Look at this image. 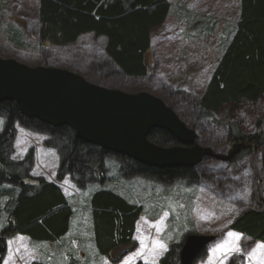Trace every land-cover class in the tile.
<instances>
[{
    "label": "rangeland",
    "instance_id": "374dc122",
    "mask_svg": "<svg viewBox=\"0 0 264 264\" xmlns=\"http://www.w3.org/2000/svg\"><path fill=\"white\" fill-rule=\"evenodd\" d=\"M166 1L170 4V13L161 25L151 30L152 45L145 56L148 75L143 78H129L119 73L113 75L101 68L110 63L104 37L86 34L66 46L40 43L42 24L38 18V0H0V56L30 66L45 64L66 68L108 88L129 93L146 91L165 99L179 117L190 122L191 118L198 119L196 99L205 91L236 30L240 0ZM111 71H115L113 66ZM238 117L247 134L256 133L257 126L264 130V101L244 107ZM222 121L223 118H219L216 124L200 120L196 130L197 143L211 148L215 154L226 156L238 142H228L229 131ZM4 122L0 114V133ZM14 128L16 134L11 158L23 160L31 154L30 176L58 184L73 209V215L69 232L56 243L36 241L27 235L15 234L5 238L0 235V241L4 240L7 245L4 264H33V261L52 264L51 260L58 264H125L128 260L130 264L140 261L158 264L170 244L184 242L187 235L193 233L216 236L203 257L194 264H221L222 255L219 252L214 254L212 249L229 240V232L240 235L241 250L228 253L224 264H256L248 253L264 243L235 232L229 226L258 202L264 205V147L258 150L250 145L244 146L248 147L247 151L242 147L228 160L207 156L194 166L196 181L179 179L171 183L144 175L126 178L119 172L118 161L110 157L106 164L105 183H90L82 190L69 176L61 181L57 179L59 155L54 148L46 146V136L19 123H15ZM24 182L36 184L34 179ZM104 186L115 189L142 207L133 236L134 246L117 258L113 253L103 257L94 247L90 249L95 240L87 199ZM0 190L17 193L19 188L0 184ZM6 201L7 197H3L0 205V234L8 220ZM258 255H264V248L259 249Z\"/></svg>",
    "mask_w": 264,
    "mask_h": 264
},
{
    "label": "trees",
    "instance_id": "16d2710c",
    "mask_svg": "<svg viewBox=\"0 0 264 264\" xmlns=\"http://www.w3.org/2000/svg\"><path fill=\"white\" fill-rule=\"evenodd\" d=\"M38 1V18L42 24L40 43L66 46L86 34L104 37L105 52L110 63L102 69L129 78L148 75L145 56L152 45L151 30L167 19L170 4L166 0ZM110 64L115 71H111ZM262 101L264 0H240L236 30L212 72L205 91L196 99L195 108L199 120L191 118V124L184 117L180 118L195 131L199 129L200 120L217 124L219 118H223L222 123L229 131L228 142L233 144L246 141L245 146L250 145L259 150L264 147V130L257 126L256 133L247 134L238 114L244 107ZM0 114L5 119L0 133V184L19 188L17 193L13 190H0V205L3 197H7L5 210L8 215L1 238L23 234L36 241L56 243L69 232L73 215V209L58 184L30 176L33 166L31 154L23 160L11 158L14 152L15 123L46 136V146L54 148L59 155L57 179L61 181L69 176L74 185L82 190L90 183H105L108 169L106 164L110 157L118 161L119 172L126 178L144 175L166 183L179 179L197 180L195 167L157 168L142 164L124 154L85 142L70 126L55 127L37 118H29L22 114L14 101L0 102ZM149 139L167 147L177 143L163 129L152 130ZM26 179H34L36 184L24 182ZM87 202L93 225V236L91 231L90 235L95 240L93 247L96 253L107 255L114 247L133 241L136 223L142 215L141 206L105 186L93 192ZM229 227L264 243V205L258 202L256 207L243 212ZM182 245L183 242L170 244L158 264H181ZM204 254L202 252L199 258ZM51 262L58 264L56 261ZM137 264L151 263L140 261Z\"/></svg>",
    "mask_w": 264,
    "mask_h": 264
},
{
    "label": "water",
    "instance_id": "95a60500",
    "mask_svg": "<svg viewBox=\"0 0 264 264\" xmlns=\"http://www.w3.org/2000/svg\"><path fill=\"white\" fill-rule=\"evenodd\" d=\"M14 101L23 115L52 126L67 125L77 136L107 150L157 168L194 167L207 156L232 159L245 146L238 142L226 156L197 143V133L166 102L146 91L135 93L88 81L61 67L30 66L0 56V102ZM154 129L169 132L176 144L152 142ZM216 238L189 234L180 252L181 264H194ZM5 244L0 241V259Z\"/></svg>",
    "mask_w": 264,
    "mask_h": 264
},
{
    "label": "snow or ice",
    "instance_id": "6c2138e0",
    "mask_svg": "<svg viewBox=\"0 0 264 264\" xmlns=\"http://www.w3.org/2000/svg\"><path fill=\"white\" fill-rule=\"evenodd\" d=\"M228 237L229 240L225 241L223 244L218 245L215 249H212V252L215 254L219 252L223 259L221 260V264H224V260L227 259V255L233 251H240L239 248V234H234L229 232ZM161 248H164V245L160 244L159 241L156 242ZM264 248V245H258L256 249H253L251 252L248 253V257L250 260H255L256 264H264V255H258L259 249ZM212 257H210L211 261ZM125 264H130V260L125 261Z\"/></svg>",
    "mask_w": 264,
    "mask_h": 264
},
{
    "label": "flooded vegetation",
    "instance_id": "af4514ba",
    "mask_svg": "<svg viewBox=\"0 0 264 264\" xmlns=\"http://www.w3.org/2000/svg\"><path fill=\"white\" fill-rule=\"evenodd\" d=\"M133 242H130V243H124L122 245H118L116 247H114L112 249V253L114 254V257L116 258L117 255H120V253H124L126 252L131 246H134V244H132ZM111 253V254H112ZM111 256V255H110Z\"/></svg>",
    "mask_w": 264,
    "mask_h": 264
},
{
    "label": "crops",
    "instance_id": "0c3cea01",
    "mask_svg": "<svg viewBox=\"0 0 264 264\" xmlns=\"http://www.w3.org/2000/svg\"><path fill=\"white\" fill-rule=\"evenodd\" d=\"M138 222V221H137ZM136 225H137V223H136ZM18 235H23V234H18ZM257 241V240H256ZM52 243V242H51ZM90 243V242H89ZM93 248V246H90V249H92ZM112 253V250H110L109 251V253L107 254V255H102L101 253H99V255H101V256H103V257H106V256H109L110 254ZM12 257H15V256H12ZM5 259H6V256H4V258H3V260H2V264H4L5 263ZM12 260H13V263H14V259L13 258H11ZM12 262V261H11ZM33 262H40V261H33ZM32 262V263H33Z\"/></svg>",
    "mask_w": 264,
    "mask_h": 264
}]
</instances>
